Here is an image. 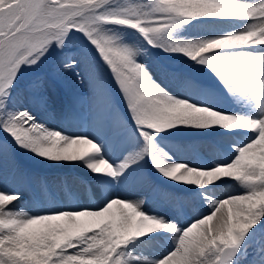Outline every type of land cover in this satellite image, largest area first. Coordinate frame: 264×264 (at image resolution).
Segmentation results:
<instances>
[{"label":"snow or ice","instance_id":"6c2138e0","mask_svg":"<svg viewBox=\"0 0 264 264\" xmlns=\"http://www.w3.org/2000/svg\"><path fill=\"white\" fill-rule=\"evenodd\" d=\"M0 264H264V0H0Z\"/></svg>","mask_w":264,"mask_h":264},{"label":"bare ground","instance_id":"6f19581e","mask_svg":"<svg viewBox=\"0 0 264 264\" xmlns=\"http://www.w3.org/2000/svg\"><path fill=\"white\" fill-rule=\"evenodd\" d=\"M54 88H55V87H53V86L50 87V94H51V96H52L53 104H54L55 106H59L60 103H61V101H60V97L58 98V97L54 94ZM40 168L42 169V172H44L45 174H47L50 178H54V177H56L57 175H51V174L49 173V171H48L49 169H62V170H69L70 173H76V172H77L76 169L71 168V167H69V166L58 167V166L53 165V166H40ZM56 174H62V172L57 171ZM235 191H238V189H237L236 187H234V186L231 187V188L229 189V192H235Z\"/></svg>","mask_w":264,"mask_h":264},{"label":"rangeland","instance_id":"374dc122","mask_svg":"<svg viewBox=\"0 0 264 264\" xmlns=\"http://www.w3.org/2000/svg\"><path fill=\"white\" fill-rule=\"evenodd\" d=\"M51 86L55 87V88H54V94H55L58 98L60 97V101L62 102L63 99H64V92H63L62 88H61L59 85L55 84V83H53ZM40 170H41V169H40ZM50 171H53V169H50ZM57 171L62 172V174H70V175H75V174H76V173H70L69 170H59V169H57ZM46 175H47V174H46ZM51 175H57V176H58V175H61V174H51ZM231 187H233V186H228V187L222 188L221 191H222V192H229V189H230Z\"/></svg>","mask_w":264,"mask_h":264}]
</instances>
